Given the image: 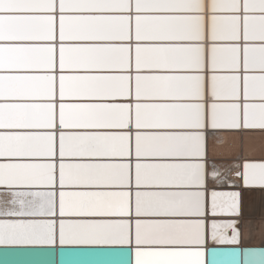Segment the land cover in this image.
Listing matches in <instances>:
<instances>
[{
  "label": "snow or ice",
  "instance_id": "snow-or-ice-1",
  "mask_svg": "<svg viewBox=\"0 0 264 264\" xmlns=\"http://www.w3.org/2000/svg\"><path fill=\"white\" fill-rule=\"evenodd\" d=\"M209 130L264 132V0H0V244L205 264L209 221L242 238L214 185L264 189V158L209 170Z\"/></svg>",
  "mask_w": 264,
  "mask_h": 264
},
{
  "label": "bare ground",
  "instance_id": "bare-ground-1",
  "mask_svg": "<svg viewBox=\"0 0 264 264\" xmlns=\"http://www.w3.org/2000/svg\"><path fill=\"white\" fill-rule=\"evenodd\" d=\"M207 138L210 155V171L213 165L216 166L217 170L224 171L225 168L240 160H259L264 158V132L232 131L217 133L209 130ZM228 175L231 178V183L216 184L214 187L216 189H225L226 191L241 192L242 213L238 225L239 230L242 232V238L239 242L241 244L232 245L245 248L264 247V219L258 220V217L264 214V189L244 187L239 178L234 175V172H229ZM3 192L0 191V194ZM2 218L0 217V219ZM224 219H228V217ZM0 245L24 246L25 244ZM54 245L58 246L60 244L57 241ZM217 245L225 244H219L216 241L209 244V246Z\"/></svg>",
  "mask_w": 264,
  "mask_h": 264
},
{
  "label": "water",
  "instance_id": "water-1",
  "mask_svg": "<svg viewBox=\"0 0 264 264\" xmlns=\"http://www.w3.org/2000/svg\"><path fill=\"white\" fill-rule=\"evenodd\" d=\"M0 191H4L0 186ZM205 264H253L263 249L235 245L203 248ZM0 264H135L132 245H0Z\"/></svg>",
  "mask_w": 264,
  "mask_h": 264
},
{
  "label": "rangeland",
  "instance_id": "rangeland-1",
  "mask_svg": "<svg viewBox=\"0 0 264 264\" xmlns=\"http://www.w3.org/2000/svg\"><path fill=\"white\" fill-rule=\"evenodd\" d=\"M242 159V158H241ZM260 219H264V214L263 215H260L259 217H258V220H260Z\"/></svg>",
  "mask_w": 264,
  "mask_h": 264
}]
</instances>
